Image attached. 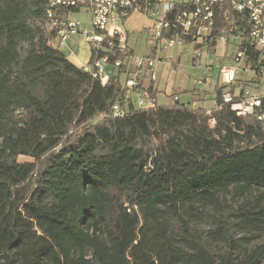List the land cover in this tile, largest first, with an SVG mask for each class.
Returning a JSON list of instances; mask_svg holds the SVG:
<instances>
[{"label": "trees", "instance_id": "16d2710c", "mask_svg": "<svg viewBox=\"0 0 264 264\" xmlns=\"http://www.w3.org/2000/svg\"><path fill=\"white\" fill-rule=\"evenodd\" d=\"M46 2L0 0V264H264L260 124L223 87L209 115L136 109L50 45Z\"/></svg>", "mask_w": 264, "mask_h": 264}, {"label": "built area", "instance_id": "2783aa9c", "mask_svg": "<svg viewBox=\"0 0 264 264\" xmlns=\"http://www.w3.org/2000/svg\"><path fill=\"white\" fill-rule=\"evenodd\" d=\"M78 11L89 14V30L68 18V14ZM132 15L151 20L153 44L160 51L184 44V38H189L190 44L202 46L212 43L219 34L232 37L236 43L233 64L220 70L222 101L237 116L254 118L264 132V94L258 96L247 88L233 92L244 61L253 74H264V0H47L45 26L48 32H54L58 48H66L69 38L77 36L96 51L105 52L92 65L82 68L105 86L112 80L108 70L121 66L119 59L110 64L109 56L114 55V50L122 53L126 48L122 26ZM247 49L257 55L250 63L245 57ZM135 65L139 76L154 67L153 60L148 58H138ZM149 80H154L153 73ZM136 86L130 80L126 88ZM154 105L146 91L137 96V109H152ZM125 113L117 103L110 111L113 118Z\"/></svg>", "mask_w": 264, "mask_h": 264}, {"label": "rangeland", "instance_id": "374dc122", "mask_svg": "<svg viewBox=\"0 0 264 264\" xmlns=\"http://www.w3.org/2000/svg\"><path fill=\"white\" fill-rule=\"evenodd\" d=\"M180 1V0H174ZM78 17V16H76ZM79 18L88 28V14L80 12ZM29 24L40 25L42 20L29 19ZM129 33L124 32L127 37L126 46H131L132 55L124 59L123 66L113 68L109 76L117 80L123 89L125 95L130 98L137 109V96L144 90L149 94V86L152 85V92L155 95V105L170 106L176 102L183 104L194 110H204L207 115L215 107L214 93L220 85V70L222 66H230L236 51V43L232 37L219 34L212 43L195 46L193 44L174 45L166 51L156 49L151 36V28L144 29L141 33V27H131L129 21L123 25ZM45 30L48 29L45 26ZM79 40V39H78ZM69 43V41L67 42ZM52 46V43L50 42ZM154 47V48H152ZM83 48H87L83 45ZM138 58H148L153 60L154 67L151 71H146L142 76L137 75L136 60ZM154 74V80L148 85L145 79L149 80L150 74ZM258 76V74H256ZM253 73L249 70V64L246 61L240 66L237 74V80L247 89L253 91L254 85L251 78ZM134 81L138 84L135 88H126L128 81ZM264 83V78L261 79ZM249 85V86H248ZM176 98V99H175ZM152 100V99H151ZM209 125L213 126V121L209 120ZM19 162H32L29 157L20 156Z\"/></svg>", "mask_w": 264, "mask_h": 264}, {"label": "crops", "instance_id": "0c3cea01", "mask_svg": "<svg viewBox=\"0 0 264 264\" xmlns=\"http://www.w3.org/2000/svg\"><path fill=\"white\" fill-rule=\"evenodd\" d=\"M80 12H84V11H78V12H73L68 14V18L71 20H74L76 22H78L80 24V27L85 29V30H89L90 25H89V18H88V28H86L84 26V24L82 23V19L79 18ZM88 14V13H87ZM78 16V17H76ZM89 16V14H88ZM129 21V25L131 27H137L138 29H141V33H145L143 30L144 29H148L152 27V22L151 20H148L140 15H132L126 22ZM124 22L123 25L126 23ZM122 29L124 32L129 33V31L127 29H124V27L122 26ZM79 39V40H78ZM69 43H67V47L66 48H58L57 47V42L55 39H51V43L52 46L54 48H57L58 50H60L61 52H63L66 55L67 60L72 63L73 65H75L78 68H83L85 66H87L89 64V60H90V45L88 43H86L84 40H82L80 37H71L69 38ZM126 43H127V37H126ZM83 45H85L87 48H83ZM128 49H133L131 46H126ZM154 48V47H152ZM113 69V68H112ZM111 68L108 70L109 73L112 70ZM253 73V72H252ZM254 77L251 78L252 82L249 83H253L254 85H250L253 86V93L258 95V96H262L264 94V83L261 84V79L264 78V74L263 75H256L253 74ZM150 80H146L145 79V83H147L148 85L150 84ZM249 86V85H248ZM234 87V91L235 94L239 93L242 89L246 88V86L242 87V85L239 83V81L237 80V75H236V79L235 82L233 84Z\"/></svg>", "mask_w": 264, "mask_h": 264}, {"label": "bare ground", "instance_id": "6f19581e", "mask_svg": "<svg viewBox=\"0 0 264 264\" xmlns=\"http://www.w3.org/2000/svg\"><path fill=\"white\" fill-rule=\"evenodd\" d=\"M262 34H264V23L262 24Z\"/></svg>", "mask_w": 264, "mask_h": 264}]
</instances>
